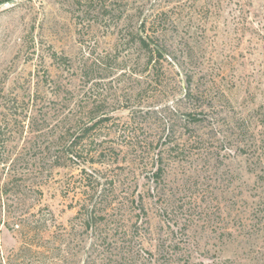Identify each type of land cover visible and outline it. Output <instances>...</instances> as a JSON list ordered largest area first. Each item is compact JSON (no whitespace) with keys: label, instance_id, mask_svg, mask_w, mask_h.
I'll return each instance as SVG.
<instances>
[{"label":"rangeland","instance_id":"374dc122","mask_svg":"<svg viewBox=\"0 0 264 264\" xmlns=\"http://www.w3.org/2000/svg\"><path fill=\"white\" fill-rule=\"evenodd\" d=\"M0 3V264L38 213L47 226L33 239L46 253L30 259L39 264L103 263L116 250L111 226L129 229L137 247L173 238L189 261L176 264H264L263 171L241 147L262 130L264 0ZM179 3L157 71L131 32ZM198 77L212 99L204 109L187 95ZM99 118L96 141L70 159L66 144ZM95 147L102 162L87 155ZM82 169L103 191L96 209L105 219L91 231L75 216ZM109 202L113 211L103 209Z\"/></svg>","mask_w":264,"mask_h":264},{"label":"trees","instance_id":"16d2710c","mask_svg":"<svg viewBox=\"0 0 264 264\" xmlns=\"http://www.w3.org/2000/svg\"><path fill=\"white\" fill-rule=\"evenodd\" d=\"M182 6L183 4L179 3L168 8H155L154 11L151 12V14H149L148 16H143L140 24L136 28V32H131V39L133 38L134 42H136L144 51L147 65L158 66L157 71H161L163 61H167L169 58V56H167V54L170 53L168 51L169 44L166 41L165 37L166 33L171 31V29L178 28L177 23L179 20L176 19H179V17L177 16L176 11L182 8ZM106 7L107 6H99V8L104 12L108 11ZM53 56L54 58H56L55 53H53ZM193 77V74H188L187 84H191V81L194 80ZM199 79L200 78L198 77L194 81V83L198 82ZM208 90L209 87L203 88L199 84L195 83V88H192V91L191 89H188L187 95L188 98L194 99L196 101V104L200 109H204L212 104V99H209ZM262 108L263 107L260 106L257 112L258 123L262 126V130L260 131L261 136L257 132H252L251 138L248 141L243 142L241 147H243V153H245L253 160L254 173L256 171L259 172L260 170L263 171L260 176L262 177L264 182V112L260 111ZM189 119L192 123L201 122V119H197L195 116ZM103 120H105V118H99L97 120L91 119L90 123L85 125L80 133L74 135L71 138V141L66 144V150L69 158L74 157L76 159H80V156L83 153V144L87 141H96V139L93 138L92 135L93 132H96L98 125L101 124ZM95 148L96 149L94 150V154L91 155L89 154V152L87 153V155L90 156V160L92 162H102V160H100V157H102L103 155L104 148ZM157 158H160L159 153H157L156 158L153 159L154 163H157ZM81 172L86 174L85 177L81 178L82 181L85 180L86 188H81V192H79V194L81 193L80 195L82 197L80 196L81 199L78 200V208L76 209L75 216L79 218V224L86 231H91L96 223H99L101 220L105 219V214H103L102 212V214L100 215V210L96 209L98 203L97 199L103 194V191L99 193L100 188H97L95 184H93L95 179H93L92 181V176L88 172H86V170L82 169ZM162 173L163 168L161 166H157L156 170L152 172V175L155 177V181H158V179L161 178ZM259 189H261V193H264V186H261ZM263 204L261 203V208L264 206ZM111 208L113 211V204L112 202H109L106 204V206H104L103 209L105 211H109ZM139 208L145 211L142 200H140ZM262 210H264V207L262 208ZM42 220V214L38 213L32 219L27 221L26 225L24 224V227H32V229L27 230V233L21 231V227L18 228L20 235L23 234L22 243L19 248L15 252H13L11 256L8 257L7 264H12L11 262L13 261V258L15 261L14 263L24 264V259H27V257H29V264H39L37 260L45 256L46 249L44 245L35 242L33 238L34 235H37L36 231L40 230V223H42ZM43 226H45L46 228V220H43ZM41 230H43V228H41ZM168 232L173 236L174 231L171 227ZM31 233H33V235H31ZM105 236H109L111 238V241L114 242V248L116 250L112 249L105 256L104 261L101 264H176V260L179 255V260L183 259L184 261L189 263V261L183 256H188V254H185V251L183 252V247L181 246V244L173 240V238L155 240L157 241V243L153 244V249H148L147 247L144 248L143 246L137 247V241L135 240L136 238L134 234L129 231V229L121 228L120 226H111L106 231ZM117 246H119V250H117ZM32 257H35L37 260L35 261L33 259H30ZM82 263L89 264V261L83 260Z\"/></svg>","mask_w":264,"mask_h":264},{"label":"water","instance_id":"95a60500","mask_svg":"<svg viewBox=\"0 0 264 264\" xmlns=\"http://www.w3.org/2000/svg\"><path fill=\"white\" fill-rule=\"evenodd\" d=\"M16 0H9L8 3L13 4ZM1 4V3H0Z\"/></svg>","mask_w":264,"mask_h":264}]
</instances>
